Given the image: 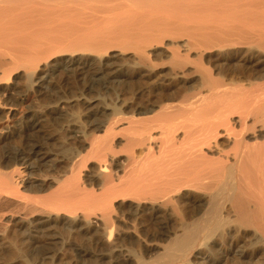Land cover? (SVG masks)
Masks as SVG:
<instances>
[{
  "label": "bare ground",
  "instance_id": "1",
  "mask_svg": "<svg viewBox=\"0 0 264 264\" xmlns=\"http://www.w3.org/2000/svg\"><path fill=\"white\" fill-rule=\"evenodd\" d=\"M126 42L135 64L147 71L146 47L163 44L170 72L183 78L193 66L200 87H176L148 108L127 106L128 115L99 104L100 98H81L88 100L93 133L67 124L70 135H62L59 152L52 153L48 142L55 137L36 133L47 119L65 116L68 103L57 78L81 76L90 90L120 83ZM209 53L217 73L202 65ZM34 95L43 98L40 109L15 121L13 101ZM1 96L7 102H0V252L8 248L7 258L19 254L22 264H107L110 256L108 264H245V246L211 244L232 220L253 230L254 247L264 244V0H0ZM18 137L22 146L12 147ZM76 142L81 148L72 146ZM175 215L180 218L171 229ZM135 223L169 239L161 238L162 247L146 244L161 248L154 259L123 247ZM25 247L39 259L21 255Z\"/></svg>",
  "mask_w": 264,
  "mask_h": 264
},
{
  "label": "rangeland",
  "instance_id": "2",
  "mask_svg": "<svg viewBox=\"0 0 264 264\" xmlns=\"http://www.w3.org/2000/svg\"><path fill=\"white\" fill-rule=\"evenodd\" d=\"M167 40H171V38H168V39H165V41H167ZM164 41V42H165ZM129 42V41H128ZM126 44H127V42H126ZM125 44V45H126ZM125 45H121V46H123V49L125 48V51H127L125 54H123L122 55V59H124L123 61H124V63H125V67H124V71L125 72H123V73H121L122 75H120L119 76V81H120V83H118V84H112V85H110L111 87H108V89L107 88H104V87H107L106 85H101V86H92V87H95V88H93V89H88V88H86V87H91V84H90V82H86V83H84L83 84V81H81V76H72V77H65V76H60V77H58L57 78V82L59 83H57V86L58 87H60V96L62 97L61 99L64 101V102H67L68 104H66L65 105V109H64V114H65V116L64 117H61V118H55L56 116H53V118H51V119H53V120H55V121H50V122H47L46 123V121H48V120H50V118L49 119H47L45 122H43V124H42V129H41V131L40 132H38V133H36V134H46V135H52V137L54 138L55 137V139H52V140H50L49 142H48V147H49V149L51 150V152L52 153H57V152H59V150H60V143H61V141H63V139L61 138L62 137V135H64L63 137H65V139H67V136H68V134L70 135V131H69V129L70 128H68L67 129V126L69 125V124H73V123H75L76 122V124L80 127V125L84 128H82V130H85L84 132L86 133V134H92L93 133V130L91 129V128H89V117H88V106H87V101L88 100H93V99H95V100H97V101H99L100 99L102 100V101H99V104H102V105H108V106H110V107H114L115 108V110H117V111H120L121 110V112H123V114H124V111L126 112V115H128L127 113L128 112H130L129 114H131V112L133 111V110H135L137 107L135 106V105H137L138 106V108L140 107V108H142L143 107V104L145 105V107H143V108H148L150 105H151V103H155V102H160V100H163V98H165L166 96H168L169 94H172L173 93V90L176 88V87H190V89L191 88H194L192 91H194V90H196L198 87H200V85H199V81H198V77H199V73L198 72H195V69H194V67L192 66H190V67H188L187 69H186V71H185V77L184 76H182L183 78H181V75L179 76V75H175V74H173V73H171L170 72V70H169V67H171V61H170V55H169V52L167 51V50H165V48H164V45L163 44H161L160 46H163L162 47V49H161V47L160 46H157V47H155V46H147L146 47V52H147V54H148V61H147V64L148 65H151V63H152V70H150V71H147V70H145V66H143V64H135V62L136 61H133V49L131 48V49H129L130 47H132V45L131 44H127L126 46H128V45H130L129 47H128V50H129V52H128V50H127V48H126V46ZM122 47H120V49H121ZM164 48V49H163ZM131 50V51H130ZM166 51V52H165ZM115 53L116 52H109V54H111V55H115ZM154 55V56H153ZM167 55V56H166ZM212 55V56H211ZM215 54L214 53H209V55L207 54L206 56V58H204L203 57V59H202V62L204 63H202V65H204L203 67L204 68H208V69H211V71L213 72V73H217L216 71H218V69H217V67H216V69L214 70V68H215V62H216V60L214 59V56ZM125 56V57H124ZM129 56V57H128ZM127 58H128V60H127ZM132 61H131V60ZM213 59V60H212ZM149 60H150V62H149ZM205 60V61H204ZM170 61V62H169ZM214 63H213V62ZM128 62V63H127ZM153 62H154V64L155 65H153ZM164 63V64H162L161 65V63ZM156 63L158 64V65H156ZM127 64H128V67H127ZM165 64H167V65H165ZM205 64H207V65H205ZM134 67H133V66ZM213 65H214V67H213ZM136 66V67H135ZM144 67V68H143ZM161 67V68H160ZM163 67V68H162ZM210 67V68H209ZM213 68V69H212ZM192 72V73H191ZM221 73V72H220ZM126 74V75H125ZM145 74V75H144ZM155 74V75H154ZM159 74V75H158ZM193 74H195V75H193ZM124 75V76H123ZM193 75V76H192ZM218 75V74H217ZM216 75V76H217ZM187 76V77H186ZM64 77V78H63ZM61 79V81H59L58 79ZM187 78V79H186ZM122 79V80H121ZM157 79V80H156ZM180 79H182V80H180ZM22 79H19L18 81H20V86H21V88L24 86V81L22 80ZM158 81V82H157ZM24 82V83H23ZM168 84H167V83ZM183 82V83H182ZM22 83H23V85H22ZM190 84V85H189ZM192 84V85H191ZM61 85H62V87H61ZM187 85V86H186ZM102 88V89H100V88ZM196 87V88H195ZM159 88V89H158ZM169 88V89H168ZM172 92H171V91ZM153 91V92H152ZM100 93V94H99ZM148 93V94H147ZM66 94V95H65ZM82 94V95H81ZM97 94V95H96ZM77 96V97H76ZM34 97H36V95H34L33 97H31L29 100H27V101H24V102H22V103H20L19 104V102L20 101H18V99L17 100H15V101H13L15 104H17L16 105V107L17 106H19V108H17V112H16V114H15V121H17V119H18V121H20L22 118H23V116L24 115H26V111H28V110H39L40 109V106L41 105H39L40 103L39 102H42L43 103V101H41V100H43V98L42 97H40L39 99H40V101H39V99L38 100H36V98L35 99H33ZM66 98V99H65ZM74 98H77L76 99V101H75V99ZM79 98V99H78ZM81 98H86V99H88V98H90V99H88V100H86V99H81ZM93 98V99H92ZM100 98V99H99ZM156 98V99H155ZM178 98H180V97H177V100H178ZM33 99V100H32ZM65 99V100H64ZM119 99V100H118ZM134 99V100H133ZM154 99V101H151V100H153ZM0 102L1 103H3V104H6V100H5V98H3L2 96L0 97ZM73 100V101H72ZM79 100V101H78ZM125 101V102H123V101ZM130 100V101H129ZM133 100V101H132ZM139 100V101H138ZM44 101H46L45 99H44ZM70 101H72V102H70ZM85 101H86V103H85ZM120 101V102H119ZM122 101V102H121ZM128 101V102H127ZM34 102H36V103H34ZM138 102L139 103H141V105L139 104L138 105ZM112 103V104H111ZM114 103V104H113ZM117 106H116V105ZM38 106V108L37 107H35V106ZM62 105H64V104H62ZM69 105H71V106H69ZM73 105V106H72ZM112 105H114V106H112ZM122 105V106H121ZM68 108H67V107ZM127 106H129V107H131V109H132V111H131V109L129 108V107H127ZM148 106V107H147ZM24 107V108H23ZM122 109H121V108ZM135 107V108H134ZM21 108V109H20ZM34 108H37V109H34ZM129 108V109H128ZM88 109V110H87ZM68 110V111H67ZM87 111V112H86ZM26 112V113H25ZM22 114V115H21ZM78 115H79V118H78ZM83 115V116H82ZM85 115H87V116H85ZM111 116V115H110ZM72 117H74V118H71ZM21 118V119H20ZM71 119V120H70ZM81 119V120H80ZM64 120V121H63ZM78 120H80V122H81V124H78V123H80ZM88 120V121H87ZM83 121H85V122H83ZM1 122V121H0ZM53 123V124H52ZM63 123V125H61ZM1 124H3V122L2 123H0V125ZM58 124V125H57ZM68 124V125H67ZM85 126H83V125ZM52 127V128H51ZM53 127H54V130H55V132H54V130H52L53 129ZM86 128V129H85ZM57 129V130H56ZM66 129H67V131H66ZM46 131V132H45ZM90 131V132H89ZM92 131V132H91ZM122 131V132H121ZM121 131H119V133L118 134H120L121 133V135H119L120 137L122 136V135H124L126 132L125 131H123V130H121ZM58 132L59 133H61L60 135L58 134ZM70 132V133H69ZM123 132H125V133H123ZM53 133V134H52ZM23 140V138H21V137H18V139H15V141H12L11 143H10V145L12 146V147H15V148H20L21 146H22V144H23V142L24 141H22ZM62 139V140H61ZM58 141V142H57ZM67 142H75V141H73V140H70V139H68L67 140ZM78 142H76V143H73L72 144V146L73 147H75V148H77V145H79V144H77ZM51 144V145H50ZM120 148H121V145L119 146ZM78 148H81L80 147V145L78 146ZM226 150H228V151H230V148L228 147V148H226ZM23 169V168H22ZM189 206V205H188ZM175 217H177L176 219H175ZM175 217L171 220L170 219V221H169V224H170V226H171V229L174 227H172V225H177V224H175L176 223V221H177V223H178V221H179V219L178 218H180V217H178V215H175ZM178 219V220H177ZM176 220V221H175ZM95 221V220H94ZM174 222V223H173ZM232 222H234L233 224H232ZM232 222L230 221V222H228V226L229 227H227V229L226 228H223L224 229V231H223V229L222 228H220L221 229V231H220V229H219V231H218V233H215L216 235H214L212 238H213V241L214 242H212L211 244L213 245V249H216V248H218V247H220V250L223 248V249H225V248H228V249H232L234 246L235 247H237V248H242L243 246H245L244 248H245V252H246V258H243V261L245 260V262H247V263H245V264H253L254 262V264H264V244L262 245L261 243H256V245L258 246V248H257V246L255 245V247H254V244H255V236L253 237V236H251L250 237V235H252L253 234V230H251V228H247V229H249V230H247L246 228H243V227H241V225L239 224H237L238 223V221H233L232 220ZM235 222H237V223H235ZM173 223V224H172ZM231 223V224H230ZM136 224V225H135ZM134 225L136 226V229H135V235H134V237H132L131 239H129V240H127V241H125V243H124V248H125V250L127 249V248H129V250L131 249L132 250V252L130 253V251H128V249L126 250V252H128L129 254H131L132 255V253H133V255L132 256H134L135 254H136V256H139V257H143L144 259L146 258V259H148L147 261H149V260H151V259H154L160 252H162V250H161V248L160 249H158V250H155V249H150V250H148L147 249V247H146V244H150V243H152V242H155L156 241V243H158L159 245H160V247H162L163 246V243L165 244L169 239L168 238H163V236H160V235H158L156 232H155V229H153V231L154 232H152V228H154V226H152V225H150V224H148L147 226H149V227H144L143 228V226H141L140 224V226L139 225H137V223H135ZM232 225V226H231ZM235 225L236 226H240V228L239 229H237L236 227H235ZM232 228H231V227ZM235 227V229H233L234 227ZM223 227V226H222ZM224 227H226V225L224 226ZM148 228V229H147ZM242 228V229H241ZM229 229H230V231H229ZM233 230V231H232ZM229 231V232H228ZM248 231V232H247ZM222 232H224L223 234L225 235H223L222 234ZM234 232V233H233ZM235 232H237V233H235ZM238 232H240V233H238ZM242 232H243V234H242ZM152 233H154V234H152ZM222 234V237H220L221 239H219L218 237L220 236V234ZM226 233H230V235L229 234H226ZM232 233V234H231ZM156 234V235H155ZM217 234H219V235H217ZM234 234V235H233ZM238 234V235H237ZM242 234V235H241ZM235 235H237V236H235ZM239 236V237H238ZM231 237V238H230ZM236 237H237V239H236ZM246 237H248L247 239H249V241L248 240H245L246 239ZM250 237V238H249ZM134 238V239H133ZM161 238H163V240H164V242H163V240H161ZM216 238H218V239H216ZM227 238V239H226ZM223 239H225V241L223 240ZM233 240V241H231V240ZM251 239V240H250ZM74 240H75V238H74ZM140 240V241H139ZM166 240V241H165ZM219 240V241H218ZM222 240V241H221ZM245 240V241H244ZM76 241V240H75ZM86 241V240H85ZM136 241V242H135ZM223 241L225 242V243H223ZM254 241V242H253ZM163 242V243H162ZM245 242V243H244ZM249 242L252 244H249ZM76 243H78V239H77V242ZM79 243H83V241L82 242H80L79 241ZM85 243H87V245H85L86 247H89V244H88V242H85ZM214 243H216V245H214ZM137 244H139V245H137ZM144 244V245H143ZM228 244V245H227ZM238 244V245H237ZM4 246L6 245V244H3ZM222 245L224 246V247H222ZM262 245V246H261ZM84 246V247H85ZM139 246V247H138ZM141 246V247H140ZM144 246V247H143ZM218 246V247H217ZM233 246V247H232ZM249 246H252L253 248H251V247H249ZM91 247V246H90ZM141 248V249H140ZM142 248H143V250H142ZM244 248H242V249H244ZM255 248V249H254ZM260 249H262V250H260ZM4 250V251H3ZM7 250H9L8 248H6L5 249V247L2 249V252H0V264H22V263H24L23 262V257L22 258H19V257H21L19 254H17L16 255V257H15V255L13 256V257H6L5 256V254L8 252ZM24 251H23V253L21 254V255H25L26 257L27 256H31V257H35V258H37V260L39 259L38 257H40L39 255H35L36 254V252L35 251H33L32 249H30V248H27V247H25V249H23ZM101 250H104V249H101ZM39 251H41V250H39ZM105 251V250H104ZM134 251V252H133ZM151 251V252H150ZM42 252V251H41ZM106 252V251H105ZM146 252V253H145ZM159 252V253H158ZM263 252V253H262ZM2 253V254H1ZM253 253V254H252ZM259 253V254H258ZM250 254V255H249ZM252 254V255H251ZM5 257H4V256ZM41 255V254H40ZM2 256H3V258H2ZM146 256V257H145ZM259 256V257H258ZM111 257V256H110ZM110 257L108 258V259H106L105 260V263H109V262H111V259H110ZM4 258H5V260H4ZM19 258V259H18ZM149 258H151V259H149ZM192 259H194L193 257H191ZM258 258H259V260H258ZM14 259V260H13ZM22 259V260H21ZM249 259V260H248ZM19 260H21V261H19ZM109 260V261H108ZM235 260V259H234ZM234 260L233 261H229V263H226V264H241V263H239L238 261H236L235 260V262H234ZM257 260V261H256ZM5 261V262H4ZM10 262V263H9ZM187 262V263H186ZM185 263L186 264H191V262H188V261H186ZM194 262V261H193ZM251 262V263H250ZM263 262V263H262ZM107 263V264H108ZM244 263V262H243ZM242 263V264H243ZM129 264H134V263H131V262H129ZM193 264V263H192ZM201 264H203V263H201ZM222 264V263H221Z\"/></svg>",
  "mask_w": 264,
  "mask_h": 264
}]
</instances>
